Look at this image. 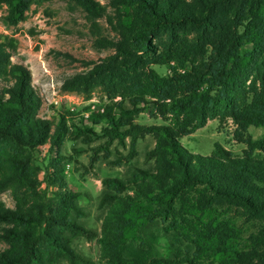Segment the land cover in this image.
Returning <instances> with one entry per match:
<instances>
[{"label":"trees","instance_id":"trees-1","mask_svg":"<svg viewBox=\"0 0 264 264\" xmlns=\"http://www.w3.org/2000/svg\"><path fill=\"white\" fill-rule=\"evenodd\" d=\"M43 1L50 0H0L3 24L19 25ZM70 1L96 46L113 53L84 63L93 66L66 79L62 91L88 98L101 89L118 100L89 119L105 125L100 132L84 124L70 132L63 117L53 127L40 117L30 70L12 62L15 41L0 39V194L14 203L0 201V264H91L69 236L95 240L99 264H264V135L248 134L264 128V0ZM100 20L114 39L102 36ZM149 106L162 125L136 124ZM210 120L234 123L244 157L219 145L204 157L181 145ZM147 136L152 167L130 165ZM80 138L104 140L97 150L106 153L129 141L127 157L113 163L130 165L126 177L101 181L99 233L80 222L85 213L66 188L63 158L45 168L40 162L44 147L59 152L64 141ZM162 237L167 256L155 253Z\"/></svg>","mask_w":264,"mask_h":264},{"label":"rangeland","instance_id":"rangeland-1","mask_svg":"<svg viewBox=\"0 0 264 264\" xmlns=\"http://www.w3.org/2000/svg\"><path fill=\"white\" fill-rule=\"evenodd\" d=\"M99 1L107 5L106 0ZM108 12L110 13V10ZM6 14L5 6L0 4V39L15 41L16 51L13 53L12 62L22 64L30 70L31 85L43 102L40 117L49 121L53 127L63 117L70 132L73 131V126L80 124L100 132L105 125L92 126L89 119L93 115L104 113L106 106L118 98L112 100L113 98L106 96L101 89L94 90L88 98L62 91L66 79L84 73L93 66H85L84 63H99L113 53L110 49L96 46L95 37L89 31V24L82 10L70 0L43 1L39 5H32L26 13V19L15 27H6L3 24L2 18ZM99 24L102 36L114 39L115 36L105 20H100ZM153 69L160 75L167 74L165 66H154ZM0 86L4 87L5 83L0 81ZM150 112L149 106L136 118V124L162 125L163 121L159 117H152ZM235 133L236 126L231 120L222 123L210 120L202 129L179 141L188 152L196 155L210 156L219 145L229 151L233 158H242L247 146L236 141ZM248 134L254 140L260 139L264 135V128L250 127ZM103 143L104 140H99L84 144L80 138L64 141L59 152H49L48 146L39 151L43 168L48 165L49 160L63 158L60 166L64 172L66 188L79 195L78 205L85 213L80 222L96 233L100 231L104 215V211L98 207L103 193L101 181L105 178H125L130 165L141 169L151 168L152 162L147 161L146 154L154 147L150 136L138 140L137 156L131 164L117 168L113 163L120 157H127L129 141H126L125 148L114 142L109 148V153L97 150ZM44 172L40 173L41 179L45 177ZM0 201L9 208L14 207L8 192L0 194ZM248 234L249 232L244 231L245 236ZM69 239L79 254L89 259L91 264H99L100 252L95 240L86 241L73 236H69ZM155 247L156 255L167 256L165 238L158 239Z\"/></svg>","mask_w":264,"mask_h":264},{"label":"built area","instance_id":"built-area-1","mask_svg":"<svg viewBox=\"0 0 264 264\" xmlns=\"http://www.w3.org/2000/svg\"><path fill=\"white\" fill-rule=\"evenodd\" d=\"M115 100H116V99H115ZM101 112H103V110H102Z\"/></svg>","mask_w":264,"mask_h":264}]
</instances>
